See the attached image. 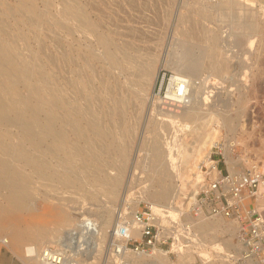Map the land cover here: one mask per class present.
I'll use <instances>...</instances> for the list:
<instances>
[{
  "label": "rangeland",
  "instance_id": "1",
  "mask_svg": "<svg viewBox=\"0 0 264 264\" xmlns=\"http://www.w3.org/2000/svg\"><path fill=\"white\" fill-rule=\"evenodd\" d=\"M32 4L35 13L21 7L20 0H0V6L4 7V13L0 15L9 26L6 28L9 36H4L10 37V41L14 39L11 43L15 44L19 58L46 66L52 81L58 83V89L65 92L64 95L70 100H75L77 105L95 114V105L102 102L99 112L102 122L113 131L116 147L122 148L120 155L118 151L112 153L108 160L111 162L108 171L114 174L117 166L122 165V173L116 191L111 194L106 191L110 186L106 182L100 185L85 182L80 187L74 179L72 187L61 184L51 186L39 180L26 166L20 179L29 185V206L25 208L19 203L10 204L0 193V240L3 239L0 241V264H38L36 259H26V246L42 248L60 245L83 216L92 218L103 235L100 237L99 251L88 246V250L80 254L81 264H87L94 259V255L97 258L93 264H114L116 252L112 243H118L120 238H110L109 232L115 222H124V217L133 209L135 211L146 206L153 211L151 205L154 203L146 195L148 190L154 189L149 179L154 174L149 168L150 145L153 142L159 143L163 153L165 178L175 187L171 205H177L178 213L167 214L169 212L160 210L167 209L164 206H157L159 212L157 209V212L153 211L165 224L184 215L186 199L182 197L194 194L204 182L203 164L206 160L203 156L209 149L201 144L209 142L211 136L219 141V145L211 149L213 158L218 159L221 168L227 167L233 171L255 165L264 173V0H32ZM68 4L77 5L84 11L87 19L94 24L92 31H85L91 28L82 19V25L78 28L66 21L64 13L60 14V11ZM68 11L67 8L64 12ZM40 14L43 16L40 17ZM40 24L42 27H39ZM97 30L105 33L110 40L108 48L96 42L94 34ZM190 36L200 40L199 43H192L194 40ZM213 44L217 48L216 55L222 56L221 60L225 62L224 67L220 65L216 71L208 64L207 50ZM89 48L94 54L88 53ZM183 49L188 56L185 54L181 58ZM109 54L113 55L117 64L111 63ZM189 55H193L191 60ZM183 58L185 64L197 58L194 63L195 66L199 65L186 69L189 86L197 85L194 87L196 90L192 86L187 87V94L197 97L195 102L194 96L188 95L191 105L165 97L171 75L183 72L180 69ZM145 67L150 75L149 72L144 73ZM132 70L135 72L131 73ZM139 71H142L141 74ZM72 82H76L78 87ZM22 85L20 83L18 86L25 94L27 88ZM101 96H104L103 99ZM196 103L195 106L199 107L196 109L211 111V114H202L196 119L187 118V110ZM119 105L120 114L108 112ZM226 115L231 116L235 124L233 129L224 126ZM9 116H12L10 111ZM85 130L92 132V128L86 125ZM19 132L20 127L13 122L0 129L4 139L13 143L18 140L16 133ZM226 149L232 157L227 161L229 168L227 154L224 155ZM190 152L192 156H188ZM54 162L53 159L52 164ZM58 170L65 173L62 168ZM9 204L11 211L6 208ZM63 214L69 216V223L59 225V221L65 217ZM216 218L219 216L191 220L213 221ZM222 219L226 222H217L206 234L200 233L194 226L201 243L179 236V241L184 245L180 249L168 245L160 248L166 256L161 261L167 264H226L225 254L232 251L234 239L228 220ZM15 227H44L48 235L37 239L23 238L16 244L12 239ZM58 227L60 229L56 233ZM98 235L97 229L94 237ZM227 242L231 245H227ZM139 260L134 264H141L147 258L141 257Z\"/></svg>",
  "mask_w": 264,
  "mask_h": 264
},
{
  "label": "bare ground",
  "instance_id": "2",
  "mask_svg": "<svg viewBox=\"0 0 264 264\" xmlns=\"http://www.w3.org/2000/svg\"><path fill=\"white\" fill-rule=\"evenodd\" d=\"M20 6L26 8L27 10L30 9L34 13L36 11V9L34 10L32 0H20ZM76 6L68 4L65 8L61 9L60 14L64 13V17H65L66 21H68L70 23L72 22L71 24H73L74 25L73 27H76V28H78L82 25V22H81V19H82L91 28V29L86 28L87 30H85V31H89V30L92 31L94 29V24L87 19V16L85 15L84 11L79 9ZM3 8L4 7L0 6V13H4V12H2ZM39 8H41V7H39ZM67 8L69 9V11L67 13H65L64 11ZM14 14H11V15H14ZM249 14H250V12H249ZM23 15H25V14H23ZM42 16L43 15L40 14V17H42ZM262 16H264V8L262 10ZM5 23H4L3 18L0 15V129H2L4 125L8 126L10 123L13 122L15 124H18V126L20 127V132L16 133V134H18V140L16 141V139H14L16 141L14 143L11 142L10 140L7 141L6 138L4 139V137L2 136L3 134L1 135V133H0V193L5 196V198L8 200V202L10 204L19 203L21 206H24L25 208L28 207L29 202L27 200H28L29 194H30L28 192V186L29 185H27L26 183H24L20 179V175H21V172L25 171L26 166H29V168L33 172L32 174H35L34 176H37L39 178V180H41L42 182H46V183L50 184L51 186H54V185L56 186L57 184H61L65 187H72V186H74V184H73L74 179H76L78 181L77 184L80 187H83L85 182L86 183L92 182L93 184H96V185H100L101 183L106 182L110 185L106 191L107 192L109 191V193L113 194L116 191V188L121 181L122 165L117 166L116 172L114 174H112V173H110L111 171L110 172L108 171V167L111 164V162L108 160H110L112 153H114L116 151H118L119 155H120V153H122V148L120 146H119L120 148L116 147V144L114 143L115 139H113V138H115L113 131L109 130L102 122V115L101 116L99 115V112L102 108L100 104L102 102L99 105H97L98 104V102H97V104L95 105V106H97V108L95 109L96 113L94 114V113L90 112L91 111L90 109H87L86 107L83 108L79 104L77 105L75 100H73V99L70 100L69 98H67L64 95L65 92L62 93V91L60 89H58V87H57L58 83L52 81L51 74L49 72V69L46 66L42 65V63L38 64L39 62L34 63L35 61L31 60L32 61L31 62L25 58H19L18 57L17 52L15 51V47H14L15 44L13 45L11 43L14 39L10 41L9 40L10 37L6 38V36H4V34L9 36V34H8L9 32L7 33L8 29H6V28H9V26ZM32 23H33V19H32ZM34 23L36 24V22H34ZM60 23H61V21H60ZM78 23H79V25H78ZM9 24H11V23H9ZM17 24H19V23H17ZM63 24H64V22H63ZM51 25H52V23H51ZM196 25H198V24H196ZM40 26L42 27L41 24L39 25V27ZM17 28L20 29V27H17ZM198 30H199V28H198ZM94 36H95L96 42L99 45L103 46V48L105 47V49L108 48V46L111 42L108 39V37L105 35V33L97 30V32H95ZM190 37H192L194 40V42H192V43H195V44L199 43L200 40H198L197 38H194L193 36H190ZM214 44L210 46L209 50H207V53H209L208 54V56H209L208 64L211 66V68L213 70L216 71V70H219L220 65L221 66L223 65V67H224L225 62H224V60H221L222 56L220 57L218 54V53H221L222 50L218 51V53H217L218 55H216L215 49H217V48H215ZM220 46H221V44H220ZM184 49H187V48H184ZM184 49H183V52L181 51L182 52L181 56H180L181 58H182V56H185V54L188 51V49H187V51ZM204 50L206 52V49H204ZM63 52L65 55V51H63ZM33 53H34V51H33ZM35 53H36V51H35ZM88 53L89 54L93 53L91 48L88 49ZM222 53H224V52H222ZM21 54H22V52L20 53V55ZM188 54H191V53H188ZM26 56H28V54ZM33 56H35V55H33ZM61 56H62V54H61ZM189 56H190V60H191V56H193V55H189ZM38 57L39 56H37V58ZM121 57H123V56H121ZM219 57H220V59H219ZM130 58H132V57H130ZM187 58H189V57H187ZM109 59L111 60L112 64H117V61H116V59H114L112 54H109ZM184 59L185 58H183V61H181L183 63L181 64V68H180L181 71H183V72H178L175 75H171L165 97L170 98V99L172 98V99L182 100L183 102L188 103L187 105H191V104H189V100H188V95L190 93L187 94V89H188L187 87L190 88V86H192L193 84L192 85L190 84V86H189V79L190 78H187L188 75H187L186 69L187 70L188 69H194L195 67H199V65L195 66L196 62L194 63V61L197 58L195 60L193 59L192 62L189 60L190 63L187 62V64L184 63L185 62ZM73 60H75L74 57H73ZM38 61H41V60L38 59ZM129 61H130V59H129ZM197 62H198V64L200 63L199 61H197ZM124 63H126V62H124ZM74 64H76V63H74ZM64 65H65V62H64ZM149 65L150 64H148V66ZM135 66H136V63H135ZM147 67H145L144 73L149 72V75H150V71H148ZM55 68H56V66H55ZM64 70L65 69H63V71ZM133 70L131 71V73L133 72ZM141 72H140V74H141ZM116 73H117V71H116ZM129 73H130V71H129ZM190 73H192V72H190ZM76 74H77V72H76ZM155 78H153V83L151 81V83L153 85V89H154V85H155ZM78 79H79V77H78ZM65 80H67V79H65ZM140 81H142V80H140ZM144 82H145V80H144ZM20 83H22L27 88L25 94H23L21 92L22 90L20 91V89H19L18 85ZM75 83L76 82H72L73 85ZM101 83H100V85L103 84V83L102 84ZM134 84H135V82H134ZM199 84H200V82H199ZM67 85L69 86V83ZM70 85H71V82H70ZM116 85H117V83H116ZM194 85H195L194 87L197 86L196 84H194ZM199 86L201 87V85H199ZM106 87H108V86H106ZM150 87H151V84H150ZM194 87L192 89H194ZM20 88H22V87H20ZM105 90H107V89H105ZM194 90H196V88ZM96 91H98V90H96ZM109 91H111V90H109ZM81 92H83V91H81ZM191 92H192V90H191ZM194 92L195 91H193V93ZM90 93H92V92L90 91ZM105 93H106V91H105ZM111 93H113V92L111 91ZM67 94H68V92H67ZM95 95H97V94H95ZM154 95H155V90H154ZM190 95H192V94H190ZM194 95L195 94H193L192 96H194ZM69 96H70V94H69ZM153 96H151V97H153ZM195 96L193 99L196 102L195 99L197 97L195 98ZM103 97H102V99H103ZM98 98L99 97L97 95L96 99H98ZM86 99H88V98H86ZM106 104H108V103H106ZM192 105H193V107L190 106L186 112L187 118L189 117L191 119H196V118H200V116L202 114H204L203 116L211 114V111H208V112L204 111L203 112V111H201L202 109H196V108H199V107H196L197 103L192 104ZM118 107H120V105L114 107L112 110H109L108 112L113 113V114L114 113L120 114V110ZM9 111L12 112L11 117L9 116ZM111 116L114 117L113 115H111ZM223 121H224V126H227L229 129L234 128L235 124L231 121L230 115H226L224 117ZM119 122L120 121L118 120V123ZM201 123H199V125ZM85 125L87 127L89 126L92 128L91 133H89L88 131L85 130ZM197 127H199V126L197 125L196 128H194V127L193 128L197 130ZM14 131H16V130H14ZM98 140H100V141H98ZM158 144L159 143H157V142H153L150 145V165H149V168L152 170V172L154 174L150 175L149 179H150L151 183L153 184L154 189L148 190L146 192V195H147V198L151 199L154 203V205H151V208L153 209V211L157 212V210H158V212H159V209H157V206L158 207L164 206V207H167V209H168V210L165 209L167 212H169L167 214H172V213L177 214L178 213V210L176 209L177 205H171L173 196L175 195L174 194L175 187H173V185H171V183L165 178L164 173L166 172V169H165V166L163 165L164 163L162 162L163 153H162ZM204 145H205V147H207L209 149V151L206 152V154L203 156L206 160L205 164L209 165L211 162V158L209 157L210 153L212 152L211 148L219 145V141L216 138L211 136V139L209 142L206 143L204 141L201 144V146H204ZM26 146H28V148H25ZM228 153H229V150L226 149L225 154H224V155L227 154L226 155V157H227L226 163H227V161L231 160V158H232V157H230L231 155L229 156ZM188 154H189L188 156H192L193 153L190 152ZM53 159L55 160L54 164H52ZM186 162H187V160L185 161V164H186ZM227 164H228V168H229L230 165H229V163H227ZM59 168H62L65 173H62L61 171H59L58 170ZM88 187L90 188V185H88ZM192 196H193V194H189L188 197H185V196L182 197L183 199H186L185 204L191 199ZM10 204L8 206H6V208L11 211L12 206ZM162 209L163 208H160V210H162ZM175 210L177 212H175ZM133 211H134V209L131 210L130 213H128L129 214L128 216L124 217V218H126L125 221H127L129 224L132 223V214H133L132 212ZM63 215L65 217L59 221V223H58L59 225L69 223V216L67 214H63ZM173 219H175V218H173ZM78 221H80V220H77L76 224H78ZM221 221L224 222L225 220H223L222 217L213 219V221H206L205 219L204 220L199 219V220L194 221L193 225L195 226V229H197V231H199L202 234H206V233H209L208 230L213 229V226H215L217 222H221ZM122 222L123 221H116L115 222L114 227L109 232L110 238L115 239L117 237L118 238L120 237L119 236L120 235V226H121ZM227 223L230 224V226H228V227L232 228V233L234 236V233L236 231L235 222L228 220ZM59 225H57V226H59ZM17 227H15L12 231V239H13V242L15 241L16 244L18 241H20L23 238H25V239H37L39 237L45 236L48 233L47 230L44 229L45 226L44 227H35V228L31 227V228H26V229H21V228H17ZM59 229H60L59 227L56 228V230H55L56 233H58ZM97 229H98L99 235L96 237H94L95 234L90 236L89 248H92L96 251H99L100 250V243H101L100 237H102L103 234L100 231V227ZM195 229H194V231H195ZM9 231H11V230H9ZM130 234L136 236V235H138V230L136 228H130ZM195 234H196L195 239H189V240L192 242L196 240V242L201 243L199 238H198V233L196 231H195ZM50 236H51V234H50ZM93 238H95L94 241H93ZM121 239L122 238H120V241H121ZM1 240L3 241L2 238H1ZM38 240H41V239H38ZM213 242H215V241H213ZM59 244H62V243H59ZM117 244H119V241ZM227 245L230 246L231 243L227 242ZM222 248H223V246H222ZM36 249H40V248H36L34 246H26L27 253H26L25 257L28 260L36 259V260H38V264H41V262L37 256ZM33 250H35V252ZM155 251L157 253H151V252H155ZM229 253H231V251ZM229 253H227V254H229ZM125 254L130 261H133V263L140 261L139 259H141V257L142 258L146 257L147 260L143 261L141 264H167V263L161 261V260H163V258L166 259V256L163 255L164 254L163 249H154V250L150 251L149 253L126 252ZM133 254H135V255H133ZM227 254H225V256ZM130 255H131V257H130ZM96 258H97V256L94 255V259L90 260L87 264H93V261ZM78 264H81V261H79Z\"/></svg>",
  "mask_w": 264,
  "mask_h": 264
},
{
  "label": "built area",
  "instance_id": "3",
  "mask_svg": "<svg viewBox=\"0 0 264 264\" xmlns=\"http://www.w3.org/2000/svg\"><path fill=\"white\" fill-rule=\"evenodd\" d=\"M213 153L210 164H203L204 182L186 203L184 215L165 224L145 206L133 212L131 224L122 222V239L119 244L112 243L114 264H134L126 252L149 253L165 245L180 249L184 245L179 236H185V240L196 237L191 218L217 216L236 224L234 246L225 263L264 264V173L255 165L233 171L223 169ZM130 228H136L138 235L130 234ZM96 233V222L83 216L62 244L36 249L37 256L41 264H78L80 254L88 250L90 236Z\"/></svg>",
  "mask_w": 264,
  "mask_h": 264
}]
</instances>
